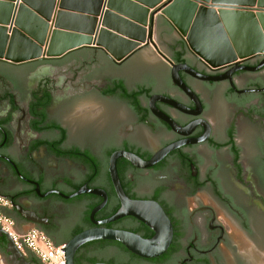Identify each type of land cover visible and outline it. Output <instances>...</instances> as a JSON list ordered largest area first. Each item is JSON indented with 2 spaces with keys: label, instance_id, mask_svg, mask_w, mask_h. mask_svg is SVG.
<instances>
[{
  "label": "flooded vegetation",
  "instance_id": "1",
  "mask_svg": "<svg viewBox=\"0 0 264 264\" xmlns=\"http://www.w3.org/2000/svg\"><path fill=\"white\" fill-rule=\"evenodd\" d=\"M154 31L155 47L144 46L120 63L93 48L26 63L0 59V167L44 172L42 180L22 177L29 190L11 194L13 220L34 225L53 241L98 226L151 237L153 231L132 216L94 224L90 211L102 202L99 195L59 193L70 195L82 185L104 191L105 205L93 216L104 220L111 216L105 210L120 205L111 154L130 152L146 161L179 143L148 167L115 159L125 194L156 201L172 225L161 255L141 258L128 251L135 259L120 263L264 264V64L255 70L213 69L168 25L158 21ZM179 42L185 51L174 61ZM144 53L152 61H142ZM263 59L254 56L238 66L255 68ZM170 61L202 76L178 71L190 93L172 81ZM126 67L150 70L137 81L109 71ZM90 97L110 107L120 104L122 118L109 112L107 120L91 124L69 120ZM2 242L4 237L0 249ZM26 257L33 264L32 255Z\"/></svg>",
  "mask_w": 264,
  "mask_h": 264
},
{
  "label": "water",
  "instance_id": "2",
  "mask_svg": "<svg viewBox=\"0 0 264 264\" xmlns=\"http://www.w3.org/2000/svg\"><path fill=\"white\" fill-rule=\"evenodd\" d=\"M71 2L72 0H59L55 5V0H0V59L12 63H26L55 59L78 49L93 48L101 50L115 63H120L144 46H156L154 30L159 21L161 25H168L173 29L188 51L210 68L232 65L233 71L255 70L264 64L263 59L255 68L238 66L245 59L264 56V0H165L164 2L104 0V3L103 0H95L96 6L92 17L74 14L69 8L72 6ZM150 8L153 10L150 11ZM130 13H134L135 16ZM96 16H99V20L95 18ZM72 18L90 22L88 31L83 34L73 32ZM159 55L167 59L163 53L160 52ZM141 58L145 62L152 61L148 53L142 54ZM169 64L172 81L190 93L178 71L202 76L185 63L170 61ZM149 70L144 67L133 70L126 67L110 68L109 71L126 73L131 81H137ZM151 100L150 104H152ZM122 110L120 104L110 107L105 101L90 97L86 99L82 108H78L70 115L69 120L78 119L91 124L107 120L109 112H114L113 116L119 121L122 118ZM165 120L175 128L172 121L166 118ZM178 145L179 143L169 144L156 151L146 161L130 152L118 151L111 154L110 176L120 205L104 220H93L94 214L105 205L107 195L104 191L82 185L70 195L59 193L63 198H71L83 193L99 195L103 198L102 202L90 211V219L94 224L109 223L125 216H132L153 231L151 237L145 238L128 230L98 226L84 229L67 241L56 244L43 231L32 225L34 231L55 246L64 244L61 250L64 251L65 264H76L74 255L77 249L95 240L118 242L127 251L141 258L161 255L172 239L170 219L156 201L132 199L125 194L115 172V159L122 156L136 167H148ZM43 175L44 172H3L0 167V195L7 197L11 202V194L28 191L30 188L22 177L42 180ZM0 211L6 217L13 218L10 209L4 205H0ZM14 223V228L19 232V226L30 225L19 221ZM0 237L6 240L4 247L6 256L3 255L0 263L31 264L13 244L7 231L2 228H0ZM20 242L27 254L33 255L41 264H45L26 246L22 238ZM115 251V248H111L106 254L114 256ZM119 260L124 263L127 261L125 258ZM86 264L110 263L97 261Z\"/></svg>",
  "mask_w": 264,
  "mask_h": 264
},
{
  "label": "built area",
  "instance_id": "3",
  "mask_svg": "<svg viewBox=\"0 0 264 264\" xmlns=\"http://www.w3.org/2000/svg\"><path fill=\"white\" fill-rule=\"evenodd\" d=\"M0 205L10 208L12 203L7 197L0 195ZM14 224L12 218L6 217L0 211V228L7 231L13 244L22 255L27 256L28 254L20 242L21 238L26 246L45 264H65L64 251L61 250V248L64 247V244H58L57 246L53 245L36 233L33 226L19 232L14 228Z\"/></svg>",
  "mask_w": 264,
  "mask_h": 264
},
{
  "label": "trees",
  "instance_id": "4",
  "mask_svg": "<svg viewBox=\"0 0 264 264\" xmlns=\"http://www.w3.org/2000/svg\"><path fill=\"white\" fill-rule=\"evenodd\" d=\"M182 45L181 50L177 51L176 53L171 54V57L174 61H181L183 58V53L185 51V46L183 42H179ZM118 87L124 88L122 84H118ZM118 208L105 210L104 213L106 214H113ZM53 241V240H52ZM54 243H60L62 241H53ZM3 247H5V244L2 242ZM0 249V253L6 256V253L4 252V248ZM111 248H115V255L110 256L106 254L107 251H109ZM31 255V254H30ZM117 256V257H115ZM33 264H41L37 258H35L33 255ZM119 257V258H118ZM134 258V256H131L128 251L118 242L112 241V240H95L90 241L82 246H80L75 255H74V262L76 264H86V263H94L97 261H106L110 264L116 263L121 264L119 259H129Z\"/></svg>",
  "mask_w": 264,
  "mask_h": 264
},
{
  "label": "crops",
  "instance_id": "5",
  "mask_svg": "<svg viewBox=\"0 0 264 264\" xmlns=\"http://www.w3.org/2000/svg\"><path fill=\"white\" fill-rule=\"evenodd\" d=\"M58 1L59 0H55V5L58 4ZM164 1L165 0H161V2H164ZM71 3H72L71 9L75 11V14H78L80 16H85V17H91L92 14H94L95 6H96L95 0H72ZM103 3H104V0H103ZM149 10L152 11L153 8H150ZM133 14H131V15H133ZM134 16H135V14H134ZM95 18L96 19L98 18V20H99V17L96 16ZM158 18H161V17H158ZM72 19H73V22H72L71 28H72L73 32H75L77 34H83L84 32L88 31L87 28H88L90 22L85 21V20H80L79 18L78 19L72 18ZM161 19H163V18H161ZM154 35H155V31H154ZM155 40H156V35H155ZM10 218H12V217H10ZM19 227H20V231H24V230L32 227V224L22 225Z\"/></svg>",
  "mask_w": 264,
  "mask_h": 264
},
{
  "label": "rangeland",
  "instance_id": "6",
  "mask_svg": "<svg viewBox=\"0 0 264 264\" xmlns=\"http://www.w3.org/2000/svg\"><path fill=\"white\" fill-rule=\"evenodd\" d=\"M71 7H72V6H70V7H69V8H70V10H72V9H71ZM72 12H74V14H75V11H74V10H73ZM92 16H94V14H92ZM92 16H91V17H92ZM97 17H99V16H97ZM97 19H98V18H97ZM2 257H3V255H2V254H0V260H1V258H2Z\"/></svg>",
  "mask_w": 264,
  "mask_h": 264
}]
</instances>
